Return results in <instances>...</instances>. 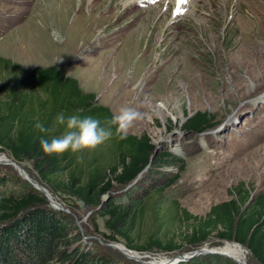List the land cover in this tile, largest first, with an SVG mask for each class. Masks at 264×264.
<instances>
[{
	"label": "rangeland",
	"instance_id": "rangeland-1",
	"mask_svg": "<svg viewBox=\"0 0 264 264\" xmlns=\"http://www.w3.org/2000/svg\"><path fill=\"white\" fill-rule=\"evenodd\" d=\"M38 67L77 79L113 114L138 108L144 119L130 134H146L158 154L170 153L132 184L114 182L97 207L54 191L30 162L19 163L68 215L78 235L70 247L111 264H154L235 244L211 236L196 247L179 241L174 251L135 250L142 258L134 259L126 240L106 228L105 213L126 211L119 227L138 244L150 235L180 240L172 202L204 215L240 185L264 193V0H0V98L21 71ZM197 111L213 126L193 134L183 125ZM109 149L108 140L95 153ZM0 173L15 192L34 188L12 163L0 162ZM184 259L176 264H239L209 252ZM244 264L259 263L250 255Z\"/></svg>",
	"mask_w": 264,
	"mask_h": 264
},
{
	"label": "trees",
	"instance_id": "trees-1",
	"mask_svg": "<svg viewBox=\"0 0 264 264\" xmlns=\"http://www.w3.org/2000/svg\"><path fill=\"white\" fill-rule=\"evenodd\" d=\"M1 94L0 151L8 152L18 163L30 162L41 181L85 206H100L102 195L114 182L122 187L132 184L157 157L170 155L169 151L155 153L156 147L146 134H129L123 141L113 135L109 155L100 151L96 154L97 149L68 151L60 156L45 154L40 140L50 141L65 131L66 126L56 122L58 115L63 114L65 119L74 114L93 116L102 124L113 115L107 106L96 102L94 93L84 91L77 79L56 67L21 71L12 85L3 86ZM37 122L49 131L40 132L35 127ZM212 126V117L197 111L185 120L183 128L198 134ZM88 152L90 157L86 156ZM11 182L0 173V264H111L100 255L70 247L78 235L71 230L68 215L47 205L34 188L15 192L10 189ZM230 195L229 200L210 206L204 215H193L178 208L177 201L172 202L170 207L183 226L173 233L180 240L150 235L138 244L119 227L126 211L117 212L116 207L106 210L105 224L111 233L126 240L128 248L137 251H174L182 246L179 241L196 247L214 236L240 243L256 262L264 264V193L251 195L240 185ZM169 220L173 224L174 219Z\"/></svg>",
	"mask_w": 264,
	"mask_h": 264
},
{
	"label": "clouds",
	"instance_id": "clouds-1",
	"mask_svg": "<svg viewBox=\"0 0 264 264\" xmlns=\"http://www.w3.org/2000/svg\"><path fill=\"white\" fill-rule=\"evenodd\" d=\"M143 119L144 114L132 106L120 107L118 112L106 119L103 124L93 116L74 114L65 119V116L60 114L56 122L65 125V131L50 141L42 138L40 144L47 155L60 156L68 151L73 153L95 151L113 135L121 141L126 140L137 122ZM35 127L42 133L49 131L40 122H37Z\"/></svg>",
	"mask_w": 264,
	"mask_h": 264
},
{
	"label": "bare ground",
	"instance_id": "bare-ground-1",
	"mask_svg": "<svg viewBox=\"0 0 264 264\" xmlns=\"http://www.w3.org/2000/svg\"><path fill=\"white\" fill-rule=\"evenodd\" d=\"M3 157L6 159V161L8 160L7 157H6L5 155H3ZM0 162L3 163V162H5V160H3V159L0 157ZM20 172H21V176L27 177V178H28L31 182H33L35 185H37V186L43 188V186H41L40 184H38V183L32 181L31 178H30V176H28V175L25 173L24 169L21 170ZM43 189H44V192H45V194H46L48 200H49L51 203H55V202H54V197H53L52 193H51L49 190L45 189V188H43ZM49 198H50V199H49ZM116 248H117V247H116ZM118 248L120 249V247H118ZM121 249H124V246L121 247ZM125 251H127V250L125 249ZM216 251H218V252L224 254L226 257H229V258H231V259H233V260H235V261H240V262H244V261H246V260L248 259V257L251 255L250 252H249L244 246H242V245H238V244H236V243H235V244H227L226 246H224V247L221 249V251H220L219 249L216 250ZM134 254H136V253H129V255H134ZM137 255H139V254H137ZM139 258H142V257L139 256ZM161 262H164V260H163V259L155 260V262H153V263H154V264H159V263H161Z\"/></svg>",
	"mask_w": 264,
	"mask_h": 264
},
{
	"label": "water",
	"instance_id": "water-1",
	"mask_svg": "<svg viewBox=\"0 0 264 264\" xmlns=\"http://www.w3.org/2000/svg\"><path fill=\"white\" fill-rule=\"evenodd\" d=\"M190 116V115H189ZM157 152V149L155 150V153ZM5 163H12L16 168H17V170H18V173L21 175V170H23L24 168H22V166L18 163V162H16L15 160H12V159H8L7 161H5ZM22 178L23 179H25V180H27L34 188H36L38 191H40V192H42L44 195H46L45 194V192H44V189L42 188V187H39V186H37V185H35L33 182H31L27 177H24V176H22ZM47 197V196H46ZM48 199V198H47ZM51 203V202H50ZM52 204V207H54L55 209H58V210H61L62 208H61V206L60 205H58L56 202L55 203H51ZM234 243H236V244H238V245H241L240 243H238V242H234ZM243 246V245H242ZM125 249L128 251V253H136V254H134V255H129L128 253V256H130V257H132V258H134V259H138L139 258V256L140 255H137L138 254V252L137 251H135V250H129V249H127L126 247H125ZM205 252H209V253H217V254H221V255H224V254H222V253H220V252H218V251H216L215 249H212V250H209V251H207V250H205V249H200V250H196V251H194V252H192V253H189V254H187V255H177V256H175L174 258H171V259H167V260H164V262H161V263H159V264H176L178 261H180V260H185L184 258L186 257V256H188V258L189 257H192V256H195V255H198V254H203V253H205ZM225 256V255H224ZM187 259V258H186ZM233 260V259H232ZM235 261V260H234ZM235 262H237V263H239V264H244L245 263V261L244 262H240V261H235Z\"/></svg>",
	"mask_w": 264,
	"mask_h": 264
},
{
	"label": "snow or ice",
	"instance_id": "snow-or-ice-1",
	"mask_svg": "<svg viewBox=\"0 0 264 264\" xmlns=\"http://www.w3.org/2000/svg\"><path fill=\"white\" fill-rule=\"evenodd\" d=\"M181 3H187V0H181Z\"/></svg>",
	"mask_w": 264,
	"mask_h": 264
}]
</instances>
